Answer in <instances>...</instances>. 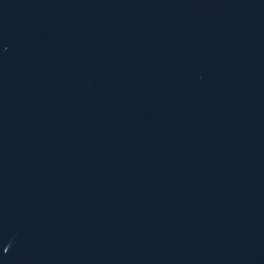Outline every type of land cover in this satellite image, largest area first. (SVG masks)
<instances>
[{"label":"water","instance_id":"water-1","mask_svg":"<svg viewBox=\"0 0 264 264\" xmlns=\"http://www.w3.org/2000/svg\"><path fill=\"white\" fill-rule=\"evenodd\" d=\"M0 264H264V0H0Z\"/></svg>","mask_w":264,"mask_h":264}]
</instances>
